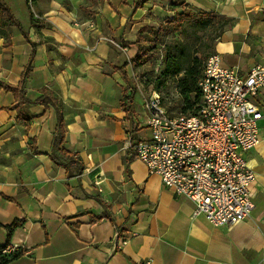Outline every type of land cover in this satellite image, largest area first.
I'll list each match as a JSON object with an SVG mask.
<instances>
[{
    "label": "crops",
    "instance_id": "crops-1",
    "mask_svg": "<svg viewBox=\"0 0 264 264\" xmlns=\"http://www.w3.org/2000/svg\"><path fill=\"white\" fill-rule=\"evenodd\" d=\"M6 2L25 32L0 35V83L19 85L31 65L22 115L11 108L14 93L0 86V246L22 251L7 264H264V92L260 142L245 153L256 174L255 207L241 222L214 226L128 146L129 136L150 135L128 72L133 42L142 26L174 10L153 0ZM184 2L232 19L214 47L223 66L245 72L264 64V0ZM59 110L65 147L75 154L64 164L51 156ZM16 219L22 223L8 232Z\"/></svg>",
    "mask_w": 264,
    "mask_h": 264
},
{
    "label": "built area",
    "instance_id": "built-area-1",
    "mask_svg": "<svg viewBox=\"0 0 264 264\" xmlns=\"http://www.w3.org/2000/svg\"><path fill=\"white\" fill-rule=\"evenodd\" d=\"M32 1L28 0L30 6ZM198 88L201 100L196 109L178 115L169 114L153 90L145 101L150 135L137 141L129 136L128 146L149 173L193 202L194 215L204 214L214 226L233 225L255 207L250 188L256 174L245 153L260 142L264 64L241 72L236 66H223L220 55L211 53ZM117 236L121 244L128 240L124 232ZM0 250L10 256L20 251V245L7 243Z\"/></svg>",
    "mask_w": 264,
    "mask_h": 264
},
{
    "label": "trees",
    "instance_id": "trees-1",
    "mask_svg": "<svg viewBox=\"0 0 264 264\" xmlns=\"http://www.w3.org/2000/svg\"><path fill=\"white\" fill-rule=\"evenodd\" d=\"M142 1L144 2L146 0ZM172 2L173 6L171 10H174L175 12L173 18L165 19V21L158 28H155L151 25H145L139 29L137 39L133 42L134 44H137L138 52L132 61L139 62L144 58V56L147 55L150 47L148 48L146 44L147 42H153V37L156 36L158 32H162L165 29H172L173 32L179 31L180 35L185 37L187 32L189 33V28L192 29L193 32L197 33L198 31H203L214 27V25L217 24V31L213 33V35L211 33L209 34L211 43H200L201 47L199 48L195 47V44L178 39L174 47L167 49L165 52V67L163 70V76L180 75V77L177 79L181 103L183 104L180 111L185 113L189 111L190 113L196 109V105L201 100L198 81L203 72L204 62L211 53L215 52L214 47L216 41L219 39L224 27L231 23L232 19L222 15L193 10L184 2V0H173ZM180 7H184V10L178 11ZM10 27H17L22 32H25L21 23L8 6L6 0H0V35L4 34V28ZM172 49L175 50L173 53L170 51ZM30 72L31 65L28 64L23 73L22 82L19 85L0 83L1 87L14 93L16 102L11 106V108L18 109L19 115H22L23 113L22 108L25 105L31 103L26 98L24 90L25 79ZM124 79L128 83V86L131 87V79L128 78L125 73ZM156 81L159 84L161 79L157 78ZM128 99L129 95L124 93L122 103L123 106H125V103ZM43 102L48 103L50 101L48 99H44ZM58 114L59 120L57 134L54 139L53 152L51 156L57 164H64L67 160L70 161L71 159L75 158V154L69 152L65 147L66 123L61 110H59ZM23 119L27 123L30 120V117L25 114L23 115ZM21 223L22 220L20 219L14 220L10 225L7 226L8 232H12L14 228L19 226ZM4 245H1L0 249ZM20 254H22V251L7 256L1 254L0 250V264H7Z\"/></svg>",
    "mask_w": 264,
    "mask_h": 264
},
{
    "label": "rangeland",
    "instance_id": "rangeland-1",
    "mask_svg": "<svg viewBox=\"0 0 264 264\" xmlns=\"http://www.w3.org/2000/svg\"><path fill=\"white\" fill-rule=\"evenodd\" d=\"M173 0H153L160 5H167L168 8H172ZM184 10V7H180L178 11ZM153 27L158 28L165 20H158L153 18ZM218 22V21H217ZM172 29H165L162 32H158L153 37V42H147V47L150 49L147 55L144 56L139 62H133L128 68V72L132 79V86H135L138 94L141 97L142 102L147 101L151 96L152 91L156 90L161 98L162 104L168 110L171 115L186 114L188 112L180 111L182 107L181 96L178 88L177 79L180 77L167 75L163 76V70L165 67V52L167 49L174 47L178 39L187 41L188 43L195 44V47H201L200 43H211L209 34L217 31V24L207 30L193 32L189 28V33L184 36L180 35L179 31L173 32ZM173 53L175 50H170ZM157 78L161 79L159 84Z\"/></svg>",
    "mask_w": 264,
    "mask_h": 264
}]
</instances>
